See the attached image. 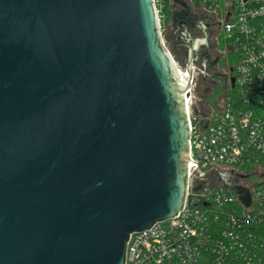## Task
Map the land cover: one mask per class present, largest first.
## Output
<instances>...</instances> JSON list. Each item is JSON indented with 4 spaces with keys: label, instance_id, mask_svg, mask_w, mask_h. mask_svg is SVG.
I'll list each match as a JSON object with an SVG mask.
<instances>
[{
    "label": "water",
    "instance_id": "water-1",
    "mask_svg": "<svg viewBox=\"0 0 264 264\" xmlns=\"http://www.w3.org/2000/svg\"><path fill=\"white\" fill-rule=\"evenodd\" d=\"M160 29L153 0H0V264H125L182 210L199 40L180 74Z\"/></svg>",
    "mask_w": 264,
    "mask_h": 264
},
{
    "label": "built area",
    "instance_id": "built-area-1",
    "mask_svg": "<svg viewBox=\"0 0 264 264\" xmlns=\"http://www.w3.org/2000/svg\"><path fill=\"white\" fill-rule=\"evenodd\" d=\"M185 1L192 12L220 14L238 60L234 84L216 109L208 104L202 112L194 107L192 79L184 206L174 218L130 234L125 264H258L264 253V0ZM153 2L160 24L163 0ZM230 172L244 176L239 183L251 192L250 206L223 187L220 174ZM233 203L240 210L228 213L221 239L224 205Z\"/></svg>",
    "mask_w": 264,
    "mask_h": 264
},
{
    "label": "flooded vegetation",
    "instance_id": "flooded-vegetation-1",
    "mask_svg": "<svg viewBox=\"0 0 264 264\" xmlns=\"http://www.w3.org/2000/svg\"><path fill=\"white\" fill-rule=\"evenodd\" d=\"M175 10H180L178 7ZM172 10V9H171ZM191 21L187 23V31L182 32L170 25L169 42L171 52L178 63L184 68L188 62L190 42L198 39V50L195 52L193 68V82L197 77L201 88L199 109L205 112V106L211 96L212 90L219 86L223 95L234 84L235 65L231 61L234 54L233 46L226 40L221 42L222 20L218 12L194 11ZM175 59V58H174ZM175 59V60H176Z\"/></svg>",
    "mask_w": 264,
    "mask_h": 264
},
{
    "label": "rangeland",
    "instance_id": "rangeland-1",
    "mask_svg": "<svg viewBox=\"0 0 264 264\" xmlns=\"http://www.w3.org/2000/svg\"><path fill=\"white\" fill-rule=\"evenodd\" d=\"M219 3L221 5H223L224 4V0H219ZM160 27H161L160 32H161L162 39L164 41V46L166 47V49L168 51H170L172 57L176 59V57L171 52V47L172 46H171V43L168 40V38H169L168 36H169V32H170V30H169V28H170V20L168 22H165V19L164 18L161 19ZM220 39H221V42L222 43H225V45H227L226 42H225V40H224L225 39V34L223 32H221V38ZM231 61L234 64H237V61L238 60H237L236 54H232L231 55ZM175 62L178 64V67L180 68V69L178 68V70L183 71L182 70L183 67L178 63L177 59L175 60ZM197 77L198 76H196V78L194 80V88H193V95H192L193 96V101H194V107H196V108H197V106L200 103L199 101H200V94H201V88L199 87V80L197 82ZM222 95H223L222 88L219 87V86L215 87L212 90L211 96L208 99L207 104L211 105L213 109H216L217 108V104H219L220 101H221Z\"/></svg>",
    "mask_w": 264,
    "mask_h": 264
},
{
    "label": "trees",
    "instance_id": "trees-1",
    "mask_svg": "<svg viewBox=\"0 0 264 264\" xmlns=\"http://www.w3.org/2000/svg\"><path fill=\"white\" fill-rule=\"evenodd\" d=\"M163 4L164 5H163V7L161 9V12H162V15H163V17L165 19V22H168L170 20V16H171L170 0H163ZM224 206H225V210H224L223 215H221L222 216V222H221L222 223V230L219 229V237L220 238L222 237L221 235H222V233L224 231L223 227L227 228L226 227V219L225 218L228 217V213L237 212V211L240 210V208L237 206V204H234V203L233 204H226ZM214 236H217V235H214ZM244 239H245V241H249L250 242V240L248 238L244 237ZM257 258H258V261H259L258 264H264V253L263 254H259Z\"/></svg>",
    "mask_w": 264,
    "mask_h": 264
},
{
    "label": "bare ground",
    "instance_id": "bare-ground-1",
    "mask_svg": "<svg viewBox=\"0 0 264 264\" xmlns=\"http://www.w3.org/2000/svg\"><path fill=\"white\" fill-rule=\"evenodd\" d=\"M175 64H176V68L178 69L179 67H178V64L175 62ZM180 69V68H179ZM178 73H180V74H186V72L185 71H180V70H178ZM188 98V96H186V99Z\"/></svg>",
    "mask_w": 264,
    "mask_h": 264
}]
</instances>
